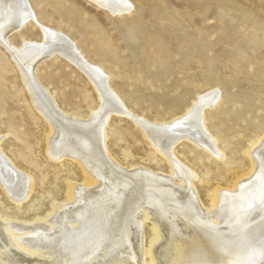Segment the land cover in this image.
Returning a JSON list of instances; mask_svg holds the SVG:
<instances>
[{"label":"rangeland","instance_id":"rangeland-1","mask_svg":"<svg viewBox=\"0 0 264 264\" xmlns=\"http://www.w3.org/2000/svg\"><path fill=\"white\" fill-rule=\"evenodd\" d=\"M129 2L128 12L111 14L88 0H28L33 17L8 39L16 46L22 38L39 41L38 23L58 30L104 72L132 117L154 125L177 118L198 96L218 92L216 102L204 108L203 125L217 139L224 158L208 154L186 138L176 142L174 154L195 170L197 181L207 177L215 181L216 174L242 167L247 149L231 152V145L237 140L250 144L264 136V0ZM34 75L57 107L77 114V119H88L99 106L91 81L59 53L38 63ZM23 80L0 44V148L35 182L33 191L20 202L0 190V219L28 222L43 217L52 203L66 205L67 183L81 186L82 182L69 159L51 160L44 154L47 124L35 110ZM78 85L83 90L75 93ZM68 93L72 94L69 107L61 99ZM104 131L106 148L122 168L168 173L165 158L128 117L110 114ZM191 151L196 162L189 159ZM197 189L205 203L198 182ZM142 228L148 245L151 223L145 222ZM42 252L46 254L41 258L53 257L47 250Z\"/></svg>","mask_w":264,"mask_h":264},{"label":"bare ground","instance_id":"bare-ground-1","mask_svg":"<svg viewBox=\"0 0 264 264\" xmlns=\"http://www.w3.org/2000/svg\"><path fill=\"white\" fill-rule=\"evenodd\" d=\"M88 1L111 14L128 12L132 6L129 0ZM32 17L28 0H0V44L21 72L32 104L47 124L44 154L74 163L82 185L68 182L67 204L52 203L43 217L28 222L0 219V264H264V136L250 144L237 140L231 145V152L247 149L242 167L216 174L215 181L210 177L197 181L195 170L176 157L173 147L186 138L208 154L224 158L217 139L203 125L204 108L216 102L218 92L198 96L189 110L169 123L154 125L136 119L117 98L104 72L58 30L38 23L39 41L22 38L20 45L12 44L8 36ZM54 53L91 81L99 106L88 119L59 109L36 80L35 66ZM78 86L75 93L83 90ZM71 98L70 93L61 97L67 107ZM112 113L139 126L165 158L168 173L143 167L126 170L116 162L106 148L104 131ZM16 121L22 124L21 118ZM24 125L31 130L28 121ZM191 153L189 159L196 162ZM34 187L32 177L0 148V190L20 202ZM145 222L151 223L153 232L148 245L142 228ZM42 250L53 257L41 258L46 254Z\"/></svg>","mask_w":264,"mask_h":264}]
</instances>
